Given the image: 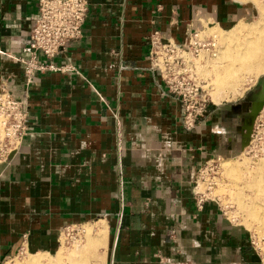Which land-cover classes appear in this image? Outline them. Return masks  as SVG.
Wrapping results in <instances>:
<instances>
[{
    "label": "crops",
    "instance_id": "1",
    "mask_svg": "<svg viewBox=\"0 0 264 264\" xmlns=\"http://www.w3.org/2000/svg\"><path fill=\"white\" fill-rule=\"evenodd\" d=\"M250 5L88 0L81 37L54 58L68 69L37 72L25 86L12 56L27 42L38 0H0V90L28 109L19 149L0 164V264L21 248L64 246L68 225L104 231L101 264H259L246 232L214 199L198 208L193 193L207 159L245 144L258 87L209 104L187 131L180 100L148 57L152 28L182 42L210 23L235 28Z\"/></svg>",
    "mask_w": 264,
    "mask_h": 264
},
{
    "label": "built area",
    "instance_id": "2",
    "mask_svg": "<svg viewBox=\"0 0 264 264\" xmlns=\"http://www.w3.org/2000/svg\"><path fill=\"white\" fill-rule=\"evenodd\" d=\"M88 10V0H38V11L27 42L18 56H12L20 63L25 86L37 72L63 71L68 68L54 62L67 44L77 40L82 34V25ZM202 30L191 31L182 42L165 38L154 27L149 32L148 57L152 68L156 69L167 89L181 102L182 124L185 130L192 131L209 105L207 94L200 85L193 57L200 54L204 39ZM213 45V44H212ZM27 102L13 96L7 88L0 90V156L2 163L10 161L17 152L27 133ZM255 128V127H254ZM254 129L250 132L247 144L251 142ZM250 141V142H249ZM242 148V149H243ZM211 160V159H209ZM208 162V161H207ZM201 170V169H199ZM200 172V171H198ZM199 174V173H198ZM193 193L198 208L209 199L197 189L194 182ZM65 226L60 237L69 227ZM65 230V231H64ZM25 249L21 248L20 253Z\"/></svg>",
    "mask_w": 264,
    "mask_h": 264
},
{
    "label": "bare ground",
    "instance_id": "3",
    "mask_svg": "<svg viewBox=\"0 0 264 264\" xmlns=\"http://www.w3.org/2000/svg\"><path fill=\"white\" fill-rule=\"evenodd\" d=\"M236 1L241 4L251 3L259 7L264 14V0ZM210 30L213 31L218 44L217 50L212 54L213 59H208L207 53L199 54L197 58L205 61L206 69L201 71V76L206 78L204 79L211 87L214 102L220 103L242 95L260 75L264 74V22L246 24L243 21L236 29L230 31L219 28ZM214 46L216 47V44ZM203 65L202 67H205ZM199 79L202 81L200 77ZM2 138L3 133L0 131V139ZM248 163L226 160L222 164V172L228 182L225 185V191L234 197L240 207L245 205L246 197H249L245 191L252 193L255 200L247 201L250 205L248 212L259 225L264 236V160L253 169L248 166ZM198 188L199 185L197 190ZM250 216L248 218H251ZM85 229L87 232L85 246L79 243L70 251L62 247L56 256L48 258H45L46 255L42 253L28 254L22 261H17V264H101L102 259L98 255V249L105 241V233L102 229L95 232L91 227H85ZM69 235V232H64L63 239L68 241Z\"/></svg>",
    "mask_w": 264,
    "mask_h": 264
},
{
    "label": "rangeland",
    "instance_id": "4",
    "mask_svg": "<svg viewBox=\"0 0 264 264\" xmlns=\"http://www.w3.org/2000/svg\"><path fill=\"white\" fill-rule=\"evenodd\" d=\"M245 4H251V3H245ZM245 19L246 20H242L241 22L244 21V23H246V24H248V23L254 24L256 22L263 23L264 22V14L261 12L259 7L251 4L249 6V15L246 16ZM238 23L236 25H238ZM217 27L221 28L216 23H210L204 29H202L201 36L204 39V41H203L204 45L201 46L202 49L200 51L201 52L200 55L202 53H207L206 55H207L208 59L209 58L213 59L212 54L218 48L217 41L213 36V31L210 30V28H217ZM236 27L234 28V26H233L232 28L236 29ZM232 28H228V29L222 28V29L228 31V30H231ZM214 44H216V47L214 46ZM192 61L194 64H195V62L197 64V65L196 64L195 65L197 66L199 77L202 79L200 84L204 86L203 92L207 94L208 103L209 104L216 103L212 99L211 87L208 86V83L205 80L206 78L204 76L203 77L201 76V71H203V70L205 71V69H206V65L204 64L205 61L199 60V57L197 58V56L195 58H193ZM201 63H203L205 65V67H202L203 64H201ZM204 74H205V72H204ZM262 77H264V74H262V76L260 75L257 78V80L253 84H251V86H249V88H247L243 92V94L250 89L257 88L258 83L262 79ZM242 95H240V96H242ZM240 96H237L236 98H234L232 100H223L222 102H226V101L231 102V101L239 99ZM253 123H254V127H255L254 133H253L251 142L249 141L250 143H248V145L245 147V149L243 151L244 155L241 156L240 158L233 159V161H235V162H245V161L247 163L249 162L248 166L249 167L251 166L250 168H252V169L256 168L258 163H260V161L264 160V111L259 112L258 116L254 117ZM240 150H242V148L241 149H232L230 152L228 151V153L226 152L225 154H219L215 157H212L211 161L209 159H207L206 162H204L203 165L201 166V168H200L201 170H199L200 172H197L195 181L199 185L198 191L203 192L205 194V196L207 198H209V200L214 199L217 202V204L221 210L222 216L227 221L233 223V225L241 228L242 230H244L246 232V234L249 237L251 248H253L254 252L258 255L259 264H264V236H263V233L261 231V228L258 227L259 225L257 224V222L255 223V220L252 219V217L250 216V214L248 212L250 209V205L247 203V201H249V202L254 201L255 200L254 196L252 195L251 192L245 191V194L247 193V195H249V197H246L245 205L243 207H240L238 202L236 200H234V197L230 196L228 194V192L225 191V185L228 182H227V179H225V177L223 175L222 164L226 160L232 159V158H224V157H234L235 156L234 158H236V157H238L236 155L240 152ZM2 159H3V157L0 156V161ZM223 160H225V161H223ZM1 163L2 162H0V164ZM194 185H195V183L193 184V186ZM248 215L251 218H248L249 217ZM68 232L70 233V235L67 236L68 241H66L67 239L65 240V238H64V240L66 242H64V246L62 245L64 248H66L67 251H70L76 245H79V243L81 244V246L86 245V243H87V236H86L87 234L86 233L87 232H86L85 227H84V229H78V227L70 228L68 230ZM78 237H79V239H78ZM76 240H78V241L75 242ZM60 246H61V241H60L59 246L55 250H50V251L40 250V251H36V252L24 250V252H22V253H20V251H19L18 254L10 256L9 258L3 259L1 264H17V261H22L25 257L28 256V254H36L39 252H42V254H45L46 255L45 258H48L49 256L54 257V255L57 254V252H58L57 249ZM99 249H98V255L101 257ZM44 261H45V259H44Z\"/></svg>",
    "mask_w": 264,
    "mask_h": 264
},
{
    "label": "water",
    "instance_id": "5",
    "mask_svg": "<svg viewBox=\"0 0 264 264\" xmlns=\"http://www.w3.org/2000/svg\"><path fill=\"white\" fill-rule=\"evenodd\" d=\"M253 101L254 102L252 103L251 110L254 111L256 114L259 110H261L264 107V77L262 78V81L258 87V90L254 92L253 94ZM249 129L250 130H248V135H247L248 138H249V133L251 132V128ZM246 144H247V140L245 144L243 145V147Z\"/></svg>",
    "mask_w": 264,
    "mask_h": 264
},
{
    "label": "flooded vegetation",
    "instance_id": "6",
    "mask_svg": "<svg viewBox=\"0 0 264 264\" xmlns=\"http://www.w3.org/2000/svg\"><path fill=\"white\" fill-rule=\"evenodd\" d=\"M263 78V77H262ZM261 81H262V79L259 81V83H258V86L257 87H259V85H260V83H261ZM251 105L249 106V109H250V114H251V123H250V128H251V131L254 129V123H253V121H254V117H257L258 116V114H259V112H261V111H264V107L261 109V110H259L256 114H255V112L254 111H252L251 110ZM253 127V128H252ZM250 134V133H249ZM248 139V138H247Z\"/></svg>",
    "mask_w": 264,
    "mask_h": 264
}]
</instances>
